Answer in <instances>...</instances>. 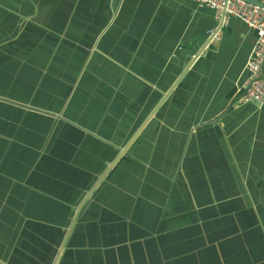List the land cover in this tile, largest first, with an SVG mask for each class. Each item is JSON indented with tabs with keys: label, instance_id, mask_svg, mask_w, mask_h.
I'll use <instances>...</instances> for the list:
<instances>
[{
	"label": "crops",
	"instance_id": "1",
	"mask_svg": "<svg viewBox=\"0 0 264 264\" xmlns=\"http://www.w3.org/2000/svg\"><path fill=\"white\" fill-rule=\"evenodd\" d=\"M217 26L181 0H0V96L61 117L0 102V264H264V105L235 102L255 33L221 24L167 95Z\"/></svg>",
	"mask_w": 264,
	"mask_h": 264
},
{
	"label": "built area",
	"instance_id": "2",
	"mask_svg": "<svg viewBox=\"0 0 264 264\" xmlns=\"http://www.w3.org/2000/svg\"><path fill=\"white\" fill-rule=\"evenodd\" d=\"M207 7L217 23L225 26L238 18L255 33V41L245 63L246 78L237 90L241 103L264 105V8L244 0H181ZM264 3V0H257Z\"/></svg>",
	"mask_w": 264,
	"mask_h": 264
},
{
	"label": "water",
	"instance_id": "3",
	"mask_svg": "<svg viewBox=\"0 0 264 264\" xmlns=\"http://www.w3.org/2000/svg\"><path fill=\"white\" fill-rule=\"evenodd\" d=\"M244 1H246L248 3H251L253 5H256V6L264 8V3H261V2H259L257 0H244ZM220 29H221V23H218V26L216 28H214L213 31L207 35V38L204 40L202 45H200L198 47V50L196 51V53L190 55V58L186 62V65L183 67L182 72L179 74V77L173 83V85L170 88V90L168 91L167 95L170 94L176 88L177 84L185 77L186 73L194 65V63H196L199 59H202V58L206 57V52H207L208 48L211 45H213L212 41L215 40V37L218 34V32L220 31ZM0 102L3 103V104L5 103L7 105L23 109L25 111H29V112H32V113L40 114V116H43V117L47 118L48 120H52V121L57 120V121H59L61 119V117L58 116V113H55V112H52V111L43 110V109H39V108H36L34 106H31V105H26L24 103L11 100V99L6 98L4 96H0ZM158 108L155 109L154 113L157 111ZM145 124H146V122H145ZM144 125L140 128V130H138L135 133L133 138H135L136 136L139 135V133L143 129ZM120 152L121 153L119 154L120 155L119 157H122V158L129 157L128 156L129 148H127V149L125 148V149L121 150ZM109 164L110 163L105 165V167H107V168L110 167ZM114 164H116V162L113 163V165ZM113 165L109 169H111L113 167ZM98 179H99V177L96 180H92L84 189L82 188L80 190V201H79V203L83 202L82 205L85 204L87 201L89 203V199L90 200L94 199V194H95V198H96V195H98L99 193H101L102 191L105 190V188L107 186L105 185V183L101 179L99 181H98ZM78 212L79 211L76 212V208H74L73 214L70 217V222L72 221V219L75 221V219L78 218ZM68 226L66 228H68ZM63 247H64V243L61 245V252L63 251Z\"/></svg>",
	"mask_w": 264,
	"mask_h": 264
},
{
	"label": "rangeland",
	"instance_id": "4",
	"mask_svg": "<svg viewBox=\"0 0 264 264\" xmlns=\"http://www.w3.org/2000/svg\"><path fill=\"white\" fill-rule=\"evenodd\" d=\"M232 22H238V23H240L241 24V22L239 21V20H237L236 18H234V17H230L229 18V21H228V24H231ZM237 96V98H236V100H235V102L237 101V104L238 105H242V103L239 101V98H238V95H236Z\"/></svg>",
	"mask_w": 264,
	"mask_h": 264
}]
</instances>
